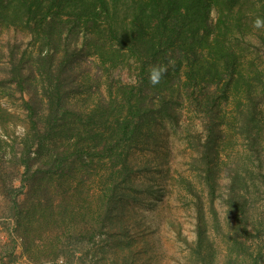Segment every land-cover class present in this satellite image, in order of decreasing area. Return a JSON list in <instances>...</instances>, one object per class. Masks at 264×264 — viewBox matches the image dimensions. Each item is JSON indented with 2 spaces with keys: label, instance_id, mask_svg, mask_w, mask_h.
<instances>
[{
  "label": "trees",
  "instance_id": "16d2710c",
  "mask_svg": "<svg viewBox=\"0 0 264 264\" xmlns=\"http://www.w3.org/2000/svg\"><path fill=\"white\" fill-rule=\"evenodd\" d=\"M257 17L264 0H0V181L31 264H163L139 208L169 189L133 155L161 146L167 159L170 132L192 149V175L179 178L195 219L188 264H264ZM11 30L27 42H4ZM156 64L168 72L152 86ZM124 70L134 82L115 76ZM4 96L26 113L21 137L6 131Z\"/></svg>",
  "mask_w": 264,
  "mask_h": 264
},
{
  "label": "rangeland",
  "instance_id": "374dc122",
  "mask_svg": "<svg viewBox=\"0 0 264 264\" xmlns=\"http://www.w3.org/2000/svg\"><path fill=\"white\" fill-rule=\"evenodd\" d=\"M10 38L27 42V38L16 34L13 30L5 31L2 36L3 41L6 42ZM115 76L124 83L135 81V75L130 70L117 72ZM20 102L19 99L6 96L1 98L3 107L11 113L6 121L8 127L6 131L13 139L21 137L28 126L26 113L20 109ZM2 131L3 129L0 128V135L10 140L9 137L2 135ZM169 139L171 152L170 154L167 153V159L163 158L165 150L161 146L157 148L158 151H136L133 155L136 168H141L147 164L150 166L152 174L157 176V180L162 181L169 189L163 204L161 203L157 209L139 208L141 212L148 214V217L151 218L148 221L147 218L142 222V231L146 233L142 238L153 244L154 248L151 251H154V249L157 251V246H161L163 264H188L186 255L188 254L189 245L187 243H191L196 239L195 219L191 210V198L180 186L179 178L181 174L189 177L192 175L190 171L192 149L183 139V135L170 132ZM158 169H162V171L158 172ZM143 179L144 175L139 174L134 177V182L140 183L144 181ZM20 180L21 177L15 181L17 187L22 186ZM9 204L10 198L5 197L2 193V183L0 181V264H31L23 254L21 239L18 238L15 232V219L10 215ZM216 206L222 219H225L226 207L220 200H216ZM179 230L181 235L177 233ZM79 257L78 255L72 260L61 259L54 263L43 264H99L98 257L92 258L90 256L84 261H81ZM102 264L113 263L109 259Z\"/></svg>",
  "mask_w": 264,
  "mask_h": 264
},
{
  "label": "clouds",
  "instance_id": "9594fccd",
  "mask_svg": "<svg viewBox=\"0 0 264 264\" xmlns=\"http://www.w3.org/2000/svg\"><path fill=\"white\" fill-rule=\"evenodd\" d=\"M253 26L256 29L264 28V18L257 17ZM173 63L172 61L169 62ZM168 72V67L160 64L150 66L148 79L152 86L158 85Z\"/></svg>",
  "mask_w": 264,
  "mask_h": 264
}]
</instances>
